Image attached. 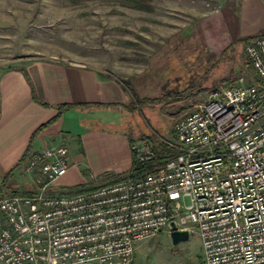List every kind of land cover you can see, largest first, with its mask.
<instances>
[{"label": "built area", "instance_id": "1", "mask_svg": "<svg viewBox=\"0 0 264 264\" xmlns=\"http://www.w3.org/2000/svg\"><path fill=\"white\" fill-rule=\"evenodd\" d=\"M244 55L253 77L194 102L173 126L182 156L153 173L48 194L68 149L28 151L17 167L32 192L0 195V264H133L170 221L199 236L204 264H264V35ZM130 148L138 162L154 153L144 137Z\"/></svg>", "mask_w": 264, "mask_h": 264}, {"label": "rangeland", "instance_id": "2", "mask_svg": "<svg viewBox=\"0 0 264 264\" xmlns=\"http://www.w3.org/2000/svg\"><path fill=\"white\" fill-rule=\"evenodd\" d=\"M237 4L145 0L144 7L134 8L122 0H0V73L35 59L82 62L107 72L128 93L124 105L132 109L128 123L136 135L149 136L153 147L166 143L180 151L173 133L179 115L226 80L253 77L244 42L235 39ZM223 21L226 37L233 41L221 50L228 41ZM181 90L194 92L167 99L169 91ZM144 97L161 101L139 104ZM7 171L0 167V185ZM18 171L15 167L8 174L0 195L32 190L30 180ZM82 172L84 183L62 194L102 185L118 174L105 171L92 179L89 169ZM133 264H204L199 236L190 233L186 241L173 244L162 231L137 243Z\"/></svg>", "mask_w": 264, "mask_h": 264}, {"label": "crops", "instance_id": "3", "mask_svg": "<svg viewBox=\"0 0 264 264\" xmlns=\"http://www.w3.org/2000/svg\"><path fill=\"white\" fill-rule=\"evenodd\" d=\"M237 2L235 39L264 31V0ZM223 24V38L228 41L222 42L221 50L233 41L226 37L228 28ZM128 100L122 81L82 62L21 61L0 73V167H12L28 148L65 145L71 165L48 194H62L84 183L82 168L89 169L92 179L105 171H128L133 158L130 144L142 137L128 123L132 115L124 105ZM60 104L71 106L60 111Z\"/></svg>", "mask_w": 264, "mask_h": 264}, {"label": "trees", "instance_id": "4", "mask_svg": "<svg viewBox=\"0 0 264 264\" xmlns=\"http://www.w3.org/2000/svg\"><path fill=\"white\" fill-rule=\"evenodd\" d=\"M122 2L126 5L132 6L134 8H141L144 7L142 6V4L145 2V0H122ZM148 7V6H147ZM256 35H264V31H261L260 33L256 34ZM255 36V35H253ZM252 36L249 37H245V38H241L239 40L245 42L247 39H249ZM233 79H228L226 80L227 83H231L233 82ZM187 90V89H186ZM186 90H181V91H176L173 93V91H169L168 94V100H173V99H183L185 98L187 95L193 93L194 91H189L186 92ZM161 99L156 98V97H144L142 99H139V104L142 103V105L145 104H154L157 102H160ZM71 106L69 104H60L58 106V108L60 109H65L66 107ZM129 111H132L131 108H128ZM44 125L38 127V129L35 132H38ZM144 138L150 139L149 136L144 135L142 136ZM29 150V148L26 150V152L22 155V157L11 167L8 169V171L6 173H4V179L0 185V192L2 190V186H4L5 183V179L8 176V174L12 173L13 170L15 169V167H17L21 161L23 160L24 156L26 155L27 151ZM183 154V151L180 150L178 151L176 148L172 147L171 145H168L166 143H160L157 147H154V153L151 159L147 160L146 162H138L134 159V157L132 158V165L130 167V169L127 172H123L120 174H117L115 176H113L111 179L109 180H105L106 182H104L103 184H107L113 181H117L120 180L126 176H141L144 175L146 173H153L155 171H157V169H159L160 167H162L167 161L171 160V159H176L178 158L179 155ZM71 191V190H68ZM12 193H18L16 191H13ZM10 193V194H12ZM24 193H31V192H24Z\"/></svg>", "mask_w": 264, "mask_h": 264}, {"label": "water", "instance_id": "5", "mask_svg": "<svg viewBox=\"0 0 264 264\" xmlns=\"http://www.w3.org/2000/svg\"><path fill=\"white\" fill-rule=\"evenodd\" d=\"M168 228H169V237L173 244L186 241L189 238L188 231L176 229V224L174 221H170L168 223Z\"/></svg>", "mask_w": 264, "mask_h": 264}]
</instances>
